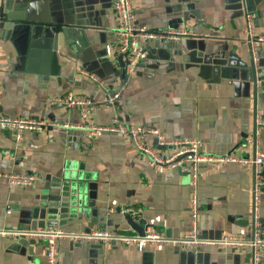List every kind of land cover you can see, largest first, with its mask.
Returning a JSON list of instances; mask_svg holds the SVG:
<instances>
[{"label":"crops","instance_id":"crops-1","mask_svg":"<svg viewBox=\"0 0 264 264\" xmlns=\"http://www.w3.org/2000/svg\"><path fill=\"white\" fill-rule=\"evenodd\" d=\"M131 3L139 23L151 30L181 29L197 35L144 41L147 57L128 73L114 54L119 17L112 0H0V115L73 125H109L119 116L126 123L156 126L172 138H199L202 150L210 153L250 156L257 147L264 149V45L256 66L262 71L258 78H263L255 84L253 53L244 38L246 13L254 15L257 31L264 34V0ZM68 92L94 102L87 117L78 106L51 104V97ZM146 141L155 146L153 138ZM68 171L81 176L80 196L89 219L44 214L49 185ZM8 173H36L41 179L32 185H10ZM253 191L251 166L229 162L201 167V236L250 234ZM191 194L188 173L150 163L135 151L129 137L89 136L82 128L48 129L26 131L17 147L14 132L0 129V228H41L58 220L76 232L111 229L134 234L127 221L131 215L142 226L176 237L192 227ZM259 222L264 233V191ZM43 249L41 240L0 235V264H47ZM59 264L253 260L250 251L170 244L138 248L62 238Z\"/></svg>","mask_w":264,"mask_h":264},{"label":"built area","instance_id":"built-area-1","mask_svg":"<svg viewBox=\"0 0 264 264\" xmlns=\"http://www.w3.org/2000/svg\"><path fill=\"white\" fill-rule=\"evenodd\" d=\"M115 13L119 17V24L115 32L118 46L114 51L118 60L125 62V69L133 73L147 57L143 42L153 39H179L185 35H197L185 30L163 29L151 30L139 23L131 0H112ZM1 17V15H0ZM245 41L250 45L255 62L260 57L264 45V34L257 31L255 17L251 13L245 15ZM113 50L107 47V54ZM93 80H98L94 74ZM53 105L67 108L78 106L84 117L95 108L94 102L86 97L75 96L72 92L50 98ZM108 103L112 105L114 98ZM68 128H82L89 136L106 134H120L132 139L137 153L145 155L149 162L160 168H181L191 177L192 194L190 200L191 229L181 236H166L158 230L145 227L144 234H126L111 229H91L80 232L71 231L60 224L58 220H51L41 228H0V235L12 239L25 238L27 240H41L44 243V256L47 264H59V241L70 238L76 242H98L106 245L116 242L125 246L143 248L149 244H170L184 248H209L221 250L250 251L253 264H262L264 260V233L259 222L261 196L264 191V149L257 147L253 155L241 156L235 153L216 154L202 150L203 143L199 138H172L163 133L158 127L151 125H136L126 123L116 116L109 125L83 123L73 125L43 117L0 115V129L14 132L17 147L21 144L26 131L56 130ZM154 139V145L147 143L146 138ZM164 147L166 151H158ZM158 148V149H157ZM229 162L251 166L254 171L253 215L254 225L248 235L228 233L219 237H204L199 232V194L198 184L201 167H216ZM10 185H32L41 179L36 173H8L5 174ZM123 211H129L124 208Z\"/></svg>","mask_w":264,"mask_h":264},{"label":"water","instance_id":"water-1","mask_svg":"<svg viewBox=\"0 0 264 264\" xmlns=\"http://www.w3.org/2000/svg\"><path fill=\"white\" fill-rule=\"evenodd\" d=\"M120 62L123 66L125 65V63L121 60V57ZM257 64H259L260 66V61L256 63L253 57L251 71L256 77L254 79L255 84H257L256 82L258 81V79L264 77L263 76L258 78V76L261 75L262 71L257 69ZM81 180V176H79L77 173H70L69 171L63 172L61 176L55 178L49 185L50 192L48 194V197H46L47 205L44 208V214L49 218L53 216H59L61 219H89L90 212L86 210L82 205V199L80 196V191H82ZM93 215H95V211H93ZM92 220H94V218H92ZM127 221L137 233L144 234L145 226L138 224L131 215L127 216Z\"/></svg>","mask_w":264,"mask_h":264}]
</instances>
